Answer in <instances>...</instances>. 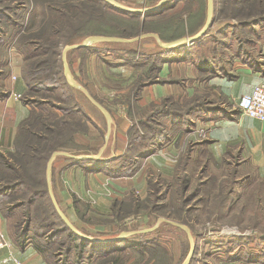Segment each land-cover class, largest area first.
<instances>
[{
  "label": "rangeland",
  "instance_id": "374dc122",
  "mask_svg": "<svg viewBox=\"0 0 264 264\" xmlns=\"http://www.w3.org/2000/svg\"><path fill=\"white\" fill-rule=\"evenodd\" d=\"M117 1L144 8L161 0ZM213 1L215 27L221 33L211 27L196 43L185 42L179 52L170 53L164 52L167 48L154 35L133 41H95L89 48L66 52L70 69L66 73L65 47L85 41L88 33L134 38L149 32L163 42L193 36L206 22L208 0H175L147 19L146 26L142 16L132 18L102 0H0V69L5 70L0 71V93L9 92L0 98L11 95L12 80L24 82L25 90L13 91L12 98L32 107L24 126L33 131H19L12 149L0 146V189L25 179L23 186L6 190L0 198L1 209L12 207L16 215L8 217L7 234L24 235L26 223L35 227L52 213L49 194L29 206L24 203L29 188L48 183L47 164L54 150L96 155L105 146L100 158L90 161L57 155L55 160L71 161L74 173L60 182L56 176L58 190L53 193L80 232L95 237L128 232L130 239L118 242L111 256L87 248L83 260L74 250L69 261L68 230L55 213L50 216L51 227L62 232L48 239L33 237L45 245L49 262L181 264L191 251V239L184 228L159 220L167 218L191 229L195 249L189 264H264V164L248 161L238 151H228L214 161V153H200L197 160L190 147L192 136L208 137L214 124L210 112L202 109L221 107L226 115L218 119L238 116L240 82L236 73L223 69H230L238 53L243 54L241 61L260 66L264 50V0ZM226 30L231 34L225 36ZM180 63L193 65V71L189 67V73L183 72ZM16 66L20 75L14 72ZM220 75L232 80L231 94L215 82ZM71 79L107 107L110 122ZM169 110L180 113L167 114ZM168 145L182 147L173 168L172 160L165 167L161 157ZM106 164L110 172L100 169ZM43 165L45 172L44 168L40 172ZM75 171L78 176L102 174L80 186ZM156 224L155 229L144 231ZM33 226L27 235H34Z\"/></svg>",
  "mask_w": 264,
  "mask_h": 264
},
{
  "label": "crops",
  "instance_id": "0c3cea01",
  "mask_svg": "<svg viewBox=\"0 0 264 264\" xmlns=\"http://www.w3.org/2000/svg\"><path fill=\"white\" fill-rule=\"evenodd\" d=\"M214 9L215 6L213 8V12ZM215 24L218 23L214 17L212 25L209 27V29L211 27L214 28ZM227 27L228 25L224 26V28ZM219 30L220 29L216 28L215 31L221 33L219 32ZM223 33H225V36L231 34L230 31ZM217 47L218 46H215L216 50L219 49V47ZM260 54V59L262 60L260 61V66L250 65L245 61H241L240 59L243 60V54L241 55L240 53H238V55L235 56L237 58L233 59L230 65V69H223V72L231 71L237 74V81L240 82V86L238 90H236L237 94L239 95L238 98H240V96L244 93L251 92L256 83L264 80V50L260 52ZM165 66L167 65L165 64ZM178 66L182 67L184 69L183 72L186 71L187 73H189V67L191 68V71H193L194 68L193 65H190L188 63H180L178 64ZM20 71V67L16 66L14 72L20 75ZM220 76L219 78L215 79V82H218V84L222 85V89L227 94H231L228 89L232 87V80H227L228 78H226V76ZM235 82L236 81H234V83ZM24 90V82H21L19 78H16L10 83V91H12L11 95L5 99L0 98V146L5 147V149H12L11 147H14L13 143L15 140V136L16 134H19L20 131L19 124L26 120L32 112V107L29 104L19 102L12 98V95L15 91L22 92ZM232 94H234V92ZM228 117H222L220 119L213 118L212 121L214 122V124L213 126L211 125L212 130L208 137L203 139H194L192 136V138H190L193 142L190 147L194 148L192 150L197 153L195 154V156L198 157L197 160L201 158L199 157L200 153H202L203 156L207 153H214V155L211 157L214 161V157H216V159H218L219 157L220 159H223L228 151H238L241 152L243 156L245 155L244 157H247L248 161L264 164V122L256 118L242 116L241 114H239L238 116L228 115ZM103 150L104 148L102 147L98 151V153L103 152ZM163 150L164 151H161V157L165 158L162 159V161L164 162L163 164L165 165V167H167L172 160L170 166L173 168L174 164L178 160V157L180 156L182 147L177 146L173 149V145H168L167 148H164ZM174 160L175 163H173ZM197 160L195 159L194 162L197 163ZM70 162L71 161L66 163V161L62 159L57 158L55 160L54 158L52 164V168L54 167V173H52L51 175L52 188L54 192H57L58 190V188H56V186L54 185L56 184V176L58 177L59 182L62 178L65 180H67V177L68 180L71 179V172L73 169L69 167L71 166ZM55 167L57 170L56 172ZM168 169H170V167H168ZM72 173H74V171ZM75 174H77V178H75V180L77 181L75 183H79L80 186H82L83 181L87 182L89 178L93 177V175L98 176V174L100 175L102 173L90 172L89 174H86L81 172L78 176V172L76 173L75 171ZM3 197L4 196L0 195V198ZM3 209L4 210L1 209L0 204V227H2L4 232L7 234L9 232L8 226L10 225L8 217L11 216L13 218L16 217V215L15 211L7 210L8 212H6V208L3 207ZM15 223L17 228L18 226L21 227L20 223L18 224L16 221ZM7 237L10 239V241L8 240L10 244L8 247L0 249V264H52L48 261V259H46V256L43 254V252L40 251V249L36 246L35 238H33V235L16 234L14 236H10L9 234H7Z\"/></svg>",
  "mask_w": 264,
  "mask_h": 264
},
{
  "label": "trees",
  "instance_id": "16d2710c",
  "mask_svg": "<svg viewBox=\"0 0 264 264\" xmlns=\"http://www.w3.org/2000/svg\"><path fill=\"white\" fill-rule=\"evenodd\" d=\"M105 4L111 6L112 8H114L115 10L121 12V13H126L127 15L131 16L132 18H139V17H143V24L146 26V23H147V19L151 18V16L153 14H157L159 12V9H163V6H168V5H171L172 3L175 2V0H169L167 3H165V5L162 6V8H159L158 10L156 11H153V12H148V13H143V12H139V11H134V10H125V9H122L120 7H117L109 2H107L106 0H102ZM207 12H208V5H207ZM214 19V17H213ZM206 20H207V15H206ZM206 23V22H205ZM205 25V24H204ZM204 27V26H203ZM158 31V30H157ZM208 30L197 40L199 41L200 39H202L203 36H205L207 34ZM160 33V32H159ZM88 34H103V35H106L104 34L103 32H90ZM161 34V33H160ZM111 35V34H110ZM141 35V34H140ZM111 36H120V35H111ZM139 36V35H138ZM122 37V36H120ZM184 37V36H183ZM181 37H176L175 39H172L171 41L173 40H176V39H179ZM164 39V37H163ZM167 41H170V39H168ZM196 41V42H197ZM195 42V43H196ZM188 43V42H186ZM186 43H181V44H178V45H175V46H171V47H166L167 49H165L164 52H167V53H170L171 51H174V52H179V50H177V48H181L183 45H185ZM90 46H84V47H80V48H89ZM183 50V49H182ZM173 52V53H174ZM163 51L160 52V54L162 55ZM182 53V51H181ZM178 56L177 55V59H178ZM167 61V60H166ZM4 69H0V71H3ZM5 71V70H4ZM3 71V72H4ZM216 74H218L217 72H215ZM214 73V75H215ZM6 93H9L7 91H1L0 93V96L3 97ZM4 94V95H3ZM194 108V107H193ZM197 109H201V108H197ZM196 110V109H195ZM194 110V112H195ZM202 110H205V111H209L210 114H211V117L212 118H219L221 117V115H226V114H223V113H226L223 109H221V107H209V108H205V109H202ZM238 112L237 114H241V111L240 109L238 108L237 109ZM164 114H178L180 112H177L175 110H169L168 112H163ZM28 121V119L24 120L22 123H21V127H20V132H27V131H31V129H27L26 126H24V123ZM33 133V131H31ZM40 138H42L41 136H44V134L42 135H39ZM35 150H38L39 148L38 147H34ZM55 151V150H54ZM44 160V163L46 162V160L48 159V155L45 156L44 158H42ZM69 159H73L75 162H79V161H90L91 159H80V158H75V157H71ZM109 161V160H107ZM106 163V162H105ZM109 165H101V168L102 170L106 171V172H110V170H112L111 168L108 167ZM40 167V166H39ZM11 168L13 169H18L20 170L19 167L17 166H12ZM44 168V172H45V166L43 165V167L40 168V172L41 170H43ZM54 168V167H53ZM52 168V173H54V169ZM43 172V173H44ZM20 173V172H19ZM22 175V174H21ZM54 175V174H53ZM45 176V175H44ZM25 183V179H21V180H18L14 183L13 186L11 187H7V185H5L3 188L0 189V195L4 196V193H6L5 191L6 190H11V189H16V187L18 185H21L23 186V184ZM48 183H45L43 185H41V187H37L36 189H33V188H29V196H28V199L26 201V203H24L25 205L28 204V206L33 203L35 200H38L37 197L41 198L42 196H44V194H49V190H48ZM50 195V194H49ZM41 196V197H40ZM19 207L22 206L21 204H18ZM17 205V206H18ZM5 208V207H4ZM53 211L52 213H45L46 215H44V217H42L40 215V212L37 213L38 214V218L42 217V221H39L38 222V225H36L35 227L32 225V223L28 222L24 225V228H22V230L24 229L23 232H25V234H27L30 230H31V227L33 226L34 227V235L33 236H36V238H53L54 236H56V233H59V232H62V228L60 227H51V222H50V216H54V214H58V212L56 211L55 209V206L53 205ZM12 207H6V212H8L9 210H11ZM38 210H40L39 207H37ZM8 210V211H7ZM59 215V214H58ZM63 223H64V226H66L65 228L68 230L67 231V239H66V243H67V246H66V252H67V256L70 258L68 259L69 261L72 259V256H73V253H74V250H77V259L80 260L84 258L85 256V250L87 248H91V250L93 251L94 249H96L97 252H99L98 254H105L106 256L109 255L110 252H113V250H117L118 248L115 246L118 242H123L125 240H129L130 237H124V238H121V239H118V240H113V241H95V240H92V239H89V238H86V237H83L81 235H79L78 233H76L75 231H73L68 225L67 223L62 219ZM53 223V222H52ZM30 233V232H29ZM51 236V237H50ZM53 236V237H52ZM40 239V240H41ZM35 243H36V246L40 249V251L43 252V254L47 257L48 259V253L47 251L48 250H45L44 246L41 241H37L35 239ZM102 248V249H100ZM112 255V254H111ZM109 255V256H111ZM81 260V261H82Z\"/></svg>",
  "mask_w": 264,
  "mask_h": 264
},
{
  "label": "water",
  "instance_id": "95a60500",
  "mask_svg": "<svg viewBox=\"0 0 264 264\" xmlns=\"http://www.w3.org/2000/svg\"><path fill=\"white\" fill-rule=\"evenodd\" d=\"M106 1L111 3V4H113V5H115V6H117V7L125 9V10H134V11H139V12H143V13H148V12H153V11L158 10L160 7L165 5V3H167L169 0H161L155 5L144 7V8H132V7H129V6L125 5V4L117 1V0H106ZM213 8H214V1L213 0H208V12H207L206 23H205L204 27L198 33H196L193 36H185V37H181L179 39L173 40V41L163 42L160 39L158 34L149 33V32L141 34V35H139L137 37H134V38H125V37H120V36H111V35H103V34H92V35H89L86 38V40L81 42V43H74V44L66 46L64 51H63L64 60H65V54H66V52L69 49L89 46L91 43H93L95 41H99V40L133 41V40H135L137 38L145 37V36H148V35H154L159 40V43L161 45H163L164 47H171V46H175V45H178V44H181V43H185V42H196L209 29V27L212 25V22H213ZM65 71H66V73H70L69 65L66 62V60H65ZM71 83L73 85H75L76 87H79L83 91H85L87 93V95L91 98V100L104 112V114L106 115V117L108 119V122L111 121V117L112 116H111L110 111L107 109V107H105L101 102H99L96 98H94L89 93V90H88V88L86 86L76 82L75 79H71ZM109 130H110V127H109ZM109 130H108V134H109ZM104 147L105 146H103V148ZM100 153L101 152H99L96 155H92V154H89V155H76V154H73V153H71L69 151H65V150H56V151H54L52 153L51 157L49 158L48 164H47L48 190H49V194L51 196V199H52L53 205L55 206L56 211L58 212V214L61 216V218L67 223V225L73 231H75L76 233H78L79 235H81L83 237H86V238H89V239H92V240H95V241H113V240H118V239L124 238V237L128 236L129 233L128 232H122L119 235L113 236V237H95V236H90V235H87V234H84V233L80 232L77 229V227L74 225V223L66 215V213L63 211V209L59 206L57 200L55 199V196H54V193H53L54 191H53V188H52V179H51L52 164H53L54 158L57 155L64 154V155H67L68 157H75V158H80V159H91V158H100V155H101ZM159 220L160 221L161 220L167 221V222H169L171 224H174V225H177L179 227H182V228H184L187 231V233H188V235H189V237L191 239L192 247H191L190 253L187 255V257L185 258V260L181 264H189V262L192 259V255H193V252H194V249H195V242H194L193 235L191 233L190 227L187 224H185V223H182V222H179V221L170 220V219H167V218H160ZM157 225L158 224H156V225H154V226H152L150 228L144 229V231L145 232L151 231V230L155 229L157 227ZM133 232H139V231H133Z\"/></svg>",
  "mask_w": 264,
  "mask_h": 264
},
{
  "label": "built area",
  "instance_id": "2783aa9c",
  "mask_svg": "<svg viewBox=\"0 0 264 264\" xmlns=\"http://www.w3.org/2000/svg\"><path fill=\"white\" fill-rule=\"evenodd\" d=\"M242 116L256 118L264 122V80L255 84L253 90L244 93L237 101ZM8 239L0 229V249L9 246Z\"/></svg>",
  "mask_w": 264,
  "mask_h": 264
}]
</instances>
